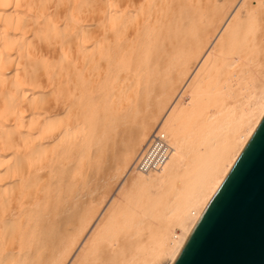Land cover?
Masks as SVG:
<instances>
[{"label": "bare ground", "instance_id": "obj_1", "mask_svg": "<svg viewBox=\"0 0 264 264\" xmlns=\"http://www.w3.org/2000/svg\"><path fill=\"white\" fill-rule=\"evenodd\" d=\"M232 2L0 0V264H64L79 245L69 264L174 261L264 117V46L239 54L250 1ZM156 131L169 157L138 170ZM95 140L97 158L130 163L137 204L165 187L141 203L164 217L154 230L124 234L115 206L98 224L91 204L77 213Z\"/></svg>", "mask_w": 264, "mask_h": 264}, {"label": "water", "instance_id": "obj_2", "mask_svg": "<svg viewBox=\"0 0 264 264\" xmlns=\"http://www.w3.org/2000/svg\"><path fill=\"white\" fill-rule=\"evenodd\" d=\"M171 264H264V117Z\"/></svg>", "mask_w": 264, "mask_h": 264}, {"label": "rangeland", "instance_id": "obj_3", "mask_svg": "<svg viewBox=\"0 0 264 264\" xmlns=\"http://www.w3.org/2000/svg\"><path fill=\"white\" fill-rule=\"evenodd\" d=\"M235 0H233V2H232V6L228 9L229 11L228 12H230L231 11V9H233L234 7H235V5H236V3L238 2V0H236V2H234ZM250 1V4H249V6L250 7H248V5H244V4H242V5H240L239 7H238V9L236 10L237 12H240V15H241V13H242V15H243V20L244 21H246V19H248L247 20V22H244L243 23V28H244V24H248V22H249V18H251V20H250V22H249V24L248 25H245V29L247 28V26H248V28H247V31H245V29L241 32L242 34H243V36H242V38L239 40V42H240V44H238V46L239 47H241L242 48V51L239 53V54H241V56L243 55V53H244V50H245V48H246V46H247V49H248V47L250 46L251 47V45H252V50H253V43L255 42V44H256V42H257V44H258V46L260 45V48L259 49H261L262 48V46H264V39H263V41L261 42L260 41V38H258V36H256V35H259V33L260 32H262L260 35H259V37L263 34V31H264V0H261V3L259 2V0H249ZM234 3V4H233ZM234 5V6H233ZM241 7V8H240ZM241 11H240V10ZM251 10V11H250ZM246 11V12H245ZM228 12H226V15H225V17L227 18L228 17V15H229V13ZM248 12V13H247ZM250 12L252 13V15L250 14ZM246 13H247V16H251V17H248V18H246L247 16H246ZM241 15V16H242ZM245 15V16H244ZM245 17V18H244ZM225 19V18H224ZM251 24V25H250ZM262 26V27H261ZM254 27L255 28H257V31H256V29H255V32H254ZM261 27V30L259 29V31H258V28H260ZM242 28V29H243ZM252 30V31H251ZM246 32V35H244L245 34V32ZM254 32V33H253ZM240 33V34H241ZM252 33V34H251ZM254 39H255V41H254ZM256 39H258L257 41H256ZM251 41V42H250ZM260 42H261V44H260ZM245 43H247V44H245ZM254 44V45H255ZM257 44H256V47H257ZM244 45V46H243ZM262 45V46H261ZM253 51H255V50H253ZM257 51V50H256ZM258 52V51H257ZM260 52H262V54L260 53ZM253 54H254V52H253ZM260 54V55H259ZM263 54H264V52L262 51V49H261V51L259 50V52L258 53H255V56H253L254 58L255 57H258V56H260V58L259 59H257V61L258 62H262V58H264V56H263ZM262 55V56H261ZM240 56V58H238L236 61L237 62H240V61H242V60H244V58L243 57H241ZM186 93H184V98L185 99H188V95L186 94ZM185 102L187 103V101L185 100ZM150 105V104H149ZM190 120V119H189ZM189 120H187L186 121V127L187 128H182V131H183V133L185 132V130H186V132L184 133V134H189L190 136L192 135V133L189 131V130H191L192 128H194L193 126H194V124L192 123V121H189ZM158 121V120H157ZM157 121H154V123H153V125H157L156 123H157ZM127 123L125 122V125H126ZM154 128H155V126H154ZM152 130H154V129H152ZM152 132V131H151ZM150 132V133H151ZM191 133V134H190ZM150 135V134H149ZM149 135H148V137H149ZM167 135V137L170 139V137H169V135L168 134H166ZM188 135V136H189ZM194 135V134H193ZM96 144H98L97 145V147H96ZM94 145V147H91V151H90V162H89V164L91 163V160L93 161L92 163H94V161H95V163H96V158H97V152H95V154H93L94 153V151H96V150H98L99 151V149H97V148H99L98 146H99V142H97V140H95V141H93L92 142V145L91 146H93ZM96 147V149H94ZM139 149V148H138ZM141 149V148H140ZM100 153V152H99ZM99 153H98V158H97V160H100V161H98L97 163L98 164H96V166L98 165V168L96 169L97 170V173H96V170H94V168L96 167L94 164V167L92 166V164H88L86 167H87V171H86V183L88 184L87 186H89V187H85V190L87 191L86 193L87 194H84V195H82V201H81V203L79 204H77V203H75V205H74V208H76L77 209V211H79V212H77L79 215H81L84 211H86L88 208H87V206H89L90 204V206H89V208H92V207H96V208H94V209H97V210H92V214L93 215H95V217H94V219H93V221L96 219V223H97V220H99V218H100V221H102V219L104 220V218H103V216H106V213L113 207V206H115V207H113V208H115L116 209V207H117V215H118V213H120L118 216L116 215V219L118 218V224H122L123 225V223L125 224V232H124V234H129V233H131V232H134L137 228H139V230L140 229H142L141 231H143L144 232V228H145V232L144 233H147L148 232V230L149 229H151V230H154V229H152V228H156L157 227V222H159V219L160 220H162L164 217H162V216H159V215H157L158 213L156 212V209H159V207H156V209L154 210H152V212H150V211H148L147 210V207H148V205L147 206H145V207H142V205H141V203H145V204H147V201H152L154 198H155V201H153L152 203H158L156 200L158 199V198H160L161 196H164V186H160V187H156L154 190L156 191V190H158V191H156V194H154L153 195V193L151 192L150 193V191L149 190H147L146 189V191L144 190V194L143 195H140V199H141V202L139 203V204H137L138 202H137V197H136V195L134 196V194L136 193H134V191H135V189L134 188H132V183H131V176L133 177L134 175H133V171H129L130 169H131V166H130V163L128 164V166L126 167V170L124 169V170H120V171H118L117 170V168H116V166H115V163H114V161L113 160H111L110 161V159L109 158H107V156H103L102 155V153H101V155H99ZM138 151H137V155H138ZM137 155H136V157H137ZM94 156V157H93ZM96 156V157H95ZM102 156V157H101ZM92 157H93V159H92ZM104 157V158H103ZM136 157H135V159H136ZM103 160V161H102ZM134 162H135V160H134ZM134 162H133V164H134ZM108 163H110V164H108ZM180 163V162H179ZM179 163H177L176 164V166L177 165H179ZM132 164V165H133ZM106 165V166H105ZM112 168V170H110ZM116 168V169H115ZM128 169V170H127ZM91 170V171H90ZM100 170V171H99ZM112 171H113V173H112ZM115 171V172H114ZM126 171V172H125ZM128 171L130 172V173H128ZM106 172V173H105ZM120 172V173H119ZM96 173V174H95ZM118 173V174H117ZM98 174H99V176H98ZM101 174V175H100ZM109 174V175H108ZM113 174V175H112ZM117 174V175H116ZM115 176V177H114ZM118 176V177H117ZM99 178V179H98ZM126 179V180H125ZM92 180V181H91ZM96 180V181H95ZM90 181V183H88ZM124 183L123 185H122V182ZM121 183V184H120ZM105 184V185H104ZM116 184V185H115ZM110 185V186H109ZM118 185H122V187H120V189H119V187H118ZM130 185V186H129ZM108 186H109V188H108ZM118 187V188H117ZM134 187V186H133ZM97 188V189H96ZM124 191V192H123ZM105 192V193H104ZM131 192V193H130ZM94 193V194H93ZM134 193V194H133ZM124 194V195H123ZM88 195V196H87ZM102 195H103V197H104V201H102ZM108 195V196H107ZM122 195V196H121ZM131 195H133V196H131ZM91 196V197H90ZM107 196V197H106ZM114 197V198H111V197ZM84 197V198H83ZM86 197V198H85ZM96 198V199H94V198ZM97 197H98V199H97ZM101 197V198H100ZM116 197V198H115ZM133 197V198H132ZM91 198V199H90ZM157 198V199H156ZM77 199H79V198H77ZM108 199H111V200H108ZM112 199H115L114 201H116V202H118L117 203V205H115L116 204V202L114 203V201L112 200ZM134 199H136V200H134ZM139 199V198H138ZM89 200H91V201H89ZM112 201V202H111ZM150 201V202H151ZM101 202H103V203H101ZM109 203V208H108V210H107V206L106 205H108V203ZM112 204H111V203ZM131 202V203H130ZM135 202H136V204H135ZM83 203H85V204H83ZM95 203V204H94ZM99 203H100V205H99ZM114 203V204H113ZM94 205V206H93ZM98 205V206H97ZM125 205V206H124ZM137 205V206H136ZM80 206V207H79ZM139 206V207H138ZM155 206H158V204L157 205H155ZM84 207V208H83ZM100 208V210H99V208ZM125 208V209H124ZM128 208V209H127ZM130 208V209H129ZM69 209V208H68ZM67 209V211H70L71 209H72V207H70V210H68ZM102 210H103V216L102 217H100L101 215H102ZM129 210V211H128ZM66 211V212H67ZM94 211H96V213L94 214ZM128 211V212H127ZM148 212H150V213H148ZM155 212V214H152V213H154ZM99 214H101V215H99ZM127 215V216H126ZM154 215H156L157 216V218L154 216ZM126 216V217H125ZM92 217V218H93ZM124 217L126 218L125 219V222H123L124 221ZM154 217H155V220H154ZM102 218V219H101ZM123 219V220H122ZM145 220V221H144ZM92 220H91V222H89L90 224L93 222ZM121 221V222H120ZM116 222V223H117ZM143 222H145V223H143ZM95 223V224H96ZM98 223H99V221H98ZM97 223V224H98ZM137 223V224H136ZM139 223V224H138ZM149 223V224H148ZM90 224H88V226L87 227H89L90 226ZM94 224V225H95ZM141 224V225H140ZM142 224H143V226H145V227H143L142 228ZM155 224H157L156 226H154ZM150 225V226H149ZM152 226H154V227H152ZM150 227V228H149ZM88 228H86L85 229V231H84V233L86 232V230H87ZM91 231V230H90ZM88 234H89V232H88ZM87 234V235H88ZM87 237V236H86ZM82 238V237H81ZM85 240V238H83V241ZM82 241V242H83ZM116 243V242H115ZM80 244H82V243H80ZM78 247H80V245L79 246H75V248H74V250L71 252V255H69L68 256V258H67V260H66V264L68 263V260H69V263L70 262H72V258H73V256L75 257V252L79 249ZM78 248V249H77ZM77 249V250H76ZM166 257V256H165ZM161 258L160 259V261H157L158 263L157 264H167L168 262H169V258L168 257H166V258ZM64 263V264H65ZM68 263V264H69Z\"/></svg>", "mask_w": 264, "mask_h": 264}, {"label": "built area", "instance_id": "obj_4", "mask_svg": "<svg viewBox=\"0 0 264 264\" xmlns=\"http://www.w3.org/2000/svg\"><path fill=\"white\" fill-rule=\"evenodd\" d=\"M170 154V145L163 132H153L150 139L139 153L135 166L141 171L159 169Z\"/></svg>", "mask_w": 264, "mask_h": 264}]
</instances>
